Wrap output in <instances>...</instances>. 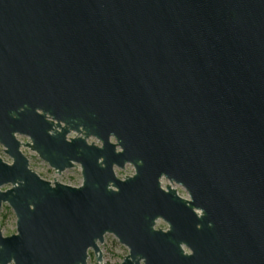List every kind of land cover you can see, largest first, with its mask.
I'll use <instances>...</instances> for the list:
<instances>
[{
    "label": "water",
    "instance_id": "95a60500",
    "mask_svg": "<svg viewBox=\"0 0 264 264\" xmlns=\"http://www.w3.org/2000/svg\"><path fill=\"white\" fill-rule=\"evenodd\" d=\"M0 144V264H264V0H0Z\"/></svg>",
    "mask_w": 264,
    "mask_h": 264
},
{
    "label": "rangeland",
    "instance_id": "374dc122",
    "mask_svg": "<svg viewBox=\"0 0 264 264\" xmlns=\"http://www.w3.org/2000/svg\"><path fill=\"white\" fill-rule=\"evenodd\" d=\"M72 136H74V134H72ZM18 138L23 143L30 142V138L27 136L18 135ZM90 141L100 144V142L94 138H91ZM22 150L29 158L30 168L33 169L42 178L49 181H54L56 179L57 181L73 186H79L83 182L82 170L80 165L77 168L68 169L63 173L58 174L53 168L49 166L47 162L41 159L35 151L30 149L29 147H22ZM0 156L7 162L12 161V159L5 153L4 147L1 144ZM115 170L116 174L120 178L128 175H133L135 172L134 166L130 164L126 165V167L123 169L116 167ZM162 184L163 187L171 184L178 190L181 196L188 198V193L183 187L174 183H170L167 179H163ZM8 187L9 185H5L2 187V189L4 190ZM0 226L2 227V231L5 236L14 234L17 231V217L14 213V210L8 203H4L2 209L0 210ZM157 227L166 228L167 223L164 220L160 219L157 222ZM100 248L104 257L103 264H122L125 256L129 254V249L125 245L120 243L117 237L113 234L105 235V241L104 243L100 244ZM88 264H97V258L92 250L90 251Z\"/></svg>",
    "mask_w": 264,
    "mask_h": 264
},
{
    "label": "flooded vegetation",
    "instance_id": "af4514ba",
    "mask_svg": "<svg viewBox=\"0 0 264 264\" xmlns=\"http://www.w3.org/2000/svg\"><path fill=\"white\" fill-rule=\"evenodd\" d=\"M91 139V138H90ZM95 139V138H94ZM89 142H91L90 140H89ZM160 220V219H159ZM159 220H157V222L159 221ZM157 222H156V226H155V228H160V227H157ZM166 228H168V224H167V227ZM166 228H163V229H166ZM184 247V249L186 250V252H190L189 251V249L188 248H186L185 246H183ZM128 255V254H127ZM90 258V257H89ZM103 261H104V257H103ZM103 261H102V264H103ZM98 262V261H97ZM98 264V263H97Z\"/></svg>",
    "mask_w": 264,
    "mask_h": 264
}]
</instances>
